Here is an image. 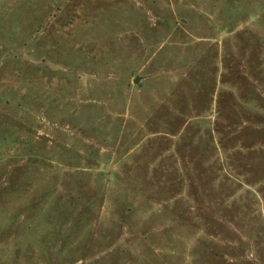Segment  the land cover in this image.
Wrapping results in <instances>:
<instances>
[{
	"label": "rangeland",
	"instance_id": "obj_1",
	"mask_svg": "<svg viewBox=\"0 0 264 264\" xmlns=\"http://www.w3.org/2000/svg\"><path fill=\"white\" fill-rule=\"evenodd\" d=\"M0 264H264V0H0Z\"/></svg>",
	"mask_w": 264,
	"mask_h": 264
},
{
	"label": "water",
	"instance_id": "obj_2",
	"mask_svg": "<svg viewBox=\"0 0 264 264\" xmlns=\"http://www.w3.org/2000/svg\"><path fill=\"white\" fill-rule=\"evenodd\" d=\"M139 80H140V78H139V77H137V78H135V79L133 80V83H138V82H139Z\"/></svg>",
	"mask_w": 264,
	"mask_h": 264
}]
</instances>
